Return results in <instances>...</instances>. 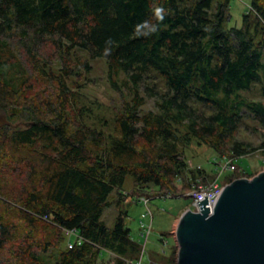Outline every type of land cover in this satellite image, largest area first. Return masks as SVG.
<instances>
[{
	"label": "trees",
	"instance_id": "1",
	"mask_svg": "<svg viewBox=\"0 0 264 264\" xmlns=\"http://www.w3.org/2000/svg\"><path fill=\"white\" fill-rule=\"evenodd\" d=\"M230 2L0 0V264H98L102 248L114 264L137 260L127 213L112 227L101 219L127 176L138 196H175L178 179L186 189L212 180L189 167L192 140L218 155L255 150L236 131L246 115L264 126V105L242 94L258 84L264 96V0H250L240 26H228ZM97 57L122 95L114 134L69 113L67 79ZM33 87L43 93L27 94ZM20 117L26 125L11 124ZM235 165L222 184L254 175ZM65 230L81 242L66 246ZM151 251L150 264L176 262L175 244L161 259Z\"/></svg>",
	"mask_w": 264,
	"mask_h": 264
},
{
	"label": "rangeland",
	"instance_id": "2",
	"mask_svg": "<svg viewBox=\"0 0 264 264\" xmlns=\"http://www.w3.org/2000/svg\"><path fill=\"white\" fill-rule=\"evenodd\" d=\"M249 3L250 0H231L228 26L241 25L242 13L249 6ZM72 53L74 56L81 58V60L87 59L88 57L86 53L78 50ZM88 63L90 65L88 72H82L80 75H71L67 79V84L71 91L68 101L71 119L77 123H84L98 130H102L105 134H114L116 131L114 120L121 109L122 95L110 86L107 79V63L104 58L97 57L89 59ZM58 66L59 63L54 61L52 68L55 72L58 70ZM125 79L126 75L124 73L120 72L117 75V80L124 93L127 92L126 86L122 85V81ZM42 86L46 87L44 83ZM27 90V94L31 95L35 94L38 88L33 87ZM38 92L43 93L41 91ZM242 94L248 99L260 101L264 105V96L261 95L258 84H255L250 91L242 92ZM143 107L145 109H154V98L147 97ZM199 108L208 111L207 108ZM6 120L4 112L0 111V123L6 122ZM11 124L23 126L27 124V121L25 118L20 117L14 119ZM236 140L246 143L251 148H255V150L240 156L218 155L208 146L198 144L195 140H192L185 147L184 156L189 167H202L206 169L208 176H211L212 180L218 179L220 182L223 181L222 179H224L223 176L225 174L231 172L222 170L228 158H232L234 163H237L242 169L248 172L256 174L258 171L263 170L264 126L258 125L246 115L236 131ZM176 184L179 189H182L181 194L179 193L175 196L166 194L168 196L155 195L147 197L148 202L145 203L141 200V196L132 193V180L127 176L122 188L123 196L119 197L118 192L114 190L110 195L111 205L106 207L102 213L101 219L108 227L113 226L115 217L119 211H125L127 213L125 224L130 228L132 237L141 243L140 255L137 260L141 259L142 264L151 263L149 259L151 250L159 249L161 254L158 255V259H161L165 256L163 254H169L168 250L172 244L176 245L174 240L175 228L181 213L190 207L189 191L191 189L185 188V180L178 179ZM149 189H152V187ZM142 226H150L144 247L143 243L145 239L141 236ZM163 232L167 234L164 238L161 237ZM64 235L66 237V246H69L68 244L77 237L75 233L69 235L66 231H64ZM159 238H162V241H159ZM102 250L98 264H114V258L117 257L116 254L106 248H102ZM123 260L126 264L129 261H135L134 259L128 258H123Z\"/></svg>",
	"mask_w": 264,
	"mask_h": 264
},
{
	"label": "water",
	"instance_id": "3",
	"mask_svg": "<svg viewBox=\"0 0 264 264\" xmlns=\"http://www.w3.org/2000/svg\"><path fill=\"white\" fill-rule=\"evenodd\" d=\"M179 216L175 264H264V169L223 185L212 208Z\"/></svg>",
	"mask_w": 264,
	"mask_h": 264
},
{
	"label": "built area",
	"instance_id": "4",
	"mask_svg": "<svg viewBox=\"0 0 264 264\" xmlns=\"http://www.w3.org/2000/svg\"><path fill=\"white\" fill-rule=\"evenodd\" d=\"M236 165L234 163V161L232 160V158H228L225 161V164L223 165L222 170H228V171H233L235 170ZM224 184H221V182L218 179H214L208 183H201L198 182L197 185H193L189 191V198L191 199L190 201V207L193 210H198V203L197 201H201L204 198H206L205 195H207L208 197V203L206 204V206H209V208H212L213 205L215 204L221 189L223 187ZM169 195V194H168ZM166 195V196H168ZM142 201H144L145 203L148 202V198L141 196L140 197ZM145 224V223H143ZM142 231H141V236L144 237V243H143V247L145 245V241L147 240V235L148 232L150 230V226L149 227H141ZM69 235L75 233L77 237H75V239L73 241H71L68 245L69 247L72 246V244L74 242L76 243H80L81 242V237L73 230H65ZM164 245V244H162ZM127 264H142L141 259L139 260H135V261H129Z\"/></svg>",
	"mask_w": 264,
	"mask_h": 264
}]
</instances>
